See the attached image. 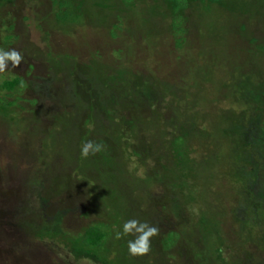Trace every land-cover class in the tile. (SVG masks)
Returning a JSON list of instances; mask_svg holds the SVG:
<instances>
[{
	"label": "rangeland",
	"instance_id": "1",
	"mask_svg": "<svg viewBox=\"0 0 264 264\" xmlns=\"http://www.w3.org/2000/svg\"><path fill=\"white\" fill-rule=\"evenodd\" d=\"M102 1L0 0V50L23 56L0 73L19 80L0 88V264H264V0H194L180 18ZM65 55L129 67L123 100L76 104ZM88 141L102 150L84 158ZM132 219L159 228L146 255L116 239Z\"/></svg>",
	"mask_w": 264,
	"mask_h": 264
},
{
	"label": "trees",
	"instance_id": "2",
	"mask_svg": "<svg viewBox=\"0 0 264 264\" xmlns=\"http://www.w3.org/2000/svg\"><path fill=\"white\" fill-rule=\"evenodd\" d=\"M165 1H166V3H168V6H169V9L171 10V13L173 15H175V16H178L177 18H180V14H181L182 10L190 2L192 3L194 0H165ZM204 1H206L207 3H219L218 0H204ZM99 2L97 0H89V4L90 5H88V8L91 11H93V9L98 8L97 6H101L100 4L103 1L100 0ZM220 5H222V4H220ZM71 12L72 11H70V10L69 11L66 10V11H64L61 14L62 15L61 16V19L63 20L64 23L67 22L68 20H72L75 17L74 13H71ZM58 18H60V16L59 15H56V19H58ZM75 20H76V17H75ZM90 24H92V23H90ZM176 28H178V27H176ZM176 30L177 31H175V33H177L179 35L182 34V30L181 29H176ZM180 39H178V40L175 41V46L176 47H179V48L182 46L181 44L183 42L182 39L181 40ZM81 40L82 41H86V44L85 43H82V44L76 43L77 44L76 47H78L79 49H86V50H89L90 51V46H88L89 43H87L86 38L83 37V39H81ZM127 51H128V54L129 55H131L130 53H133L134 52V50H133L132 47H127ZM91 53H90V55H93ZM93 59H95V61L93 63H97L98 61H100L98 59L96 60V58L94 57V55H93ZM73 60H75V59L73 57H71V55L70 56L69 55H65L64 58H63V60L59 62V65H57V71H59V70L61 71V70H64V69L66 70V68H69L70 69V72H68L67 75L64 78L65 79L67 78L68 80H70L69 87L72 88V90H73L72 92H74L75 89L79 90V92H80V94H76L77 97L75 98V100H78V101H76V104L79 103V99H80L79 98V95H84L82 97H84L83 99H85V101H83V102H86L87 103L86 106L91 107V108L94 107L95 106V102H94V98H93V96H94L93 93L94 92H96L98 94V95H96L98 97L97 98V102L99 101L100 103H103L102 102L103 99H101V95L103 96V93H106L107 94V97L110 96V95H112V94L117 95V96L120 95L119 96V97H121L120 99L123 100V96L124 95H123L122 92H120V89L121 88L119 86H121V85L118 83V80H121V78L124 77V75L126 74V71H127V73L128 72H131L129 67H126L127 69L125 67H122V68L121 67H116V68L113 67V68H110V70L112 71V74L109 75V70L106 67H105V69L103 71L102 70L103 68L100 65H98V64H93L92 66H90L89 64H83L82 63V64H79V66H73L71 64V62ZM77 77H79L78 78L79 81L76 80ZM83 80L87 83V86H90L89 87V90L91 91L90 92V95L89 94H86L84 92V90H82L81 81H83ZM123 80L124 79H122L121 81L123 82ZM18 85H19L18 78H14V79H11L9 81L3 82L0 85V88L3 89V90H6V91H9L10 92V91H12ZM102 85H106L105 86V90L103 89L104 91H102L101 88H100ZM116 85H119V86L117 87ZM110 98H111V96H110ZM10 105H11V103H6L5 104L6 107H9ZM100 106H101V109H104V105L103 104H101ZM5 112H3V113H5ZM262 131H263V136H264V129H262ZM176 145H178L177 142H176ZM179 145H181L180 141H179ZM177 152H178V150H177ZM245 158H242V160H244ZM110 160H111L110 158H106L105 157L103 159V161H105V164L104 165L105 166L107 165L106 161H108L110 163ZM91 166H92V164L90 165V167ZM104 187H105V185H104ZM90 230L86 234H88V235L91 234V240L88 241L86 237H85L86 239L83 237V240L82 241H84L87 246H92L93 248H94V246H97L96 248H99L100 246H102L101 245V240H103L104 234L102 232L99 233L95 229H90ZM98 233H99V235L97 236ZM86 249H87V247H86Z\"/></svg>",
	"mask_w": 264,
	"mask_h": 264
},
{
	"label": "clouds",
	"instance_id": "3",
	"mask_svg": "<svg viewBox=\"0 0 264 264\" xmlns=\"http://www.w3.org/2000/svg\"><path fill=\"white\" fill-rule=\"evenodd\" d=\"M23 61V56L15 49L4 51L0 50V73H4L9 64L13 69L19 67ZM102 150L100 144H94L92 141L82 145L81 156L87 158L90 153L95 154ZM144 170L141 169L138 173L143 178ZM159 228L156 225L147 222H140L132 219L124 223L122 232L116 233V239H121L124 236H134L133 240L128 241L129 254L133 257L146 255L150 251L151 239L157 236ZM91 264V261H88Z\"/></svg>",
	"mask_w": 264,
	"mask_h": 264
}]
</instances>
